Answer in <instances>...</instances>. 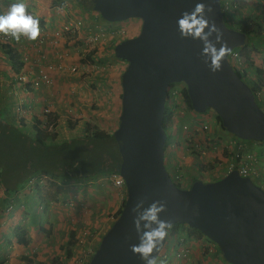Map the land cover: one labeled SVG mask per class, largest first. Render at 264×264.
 Segmentation results:
<instances>
[{"label": "water", "instance_id": "obj_1", "mask_svg": "<svg viewBox=\"0 0 264 264\" xmlns=\"http://www.w3.org/2000/svg\"><path fill=\"white\" fill-rule=\"evenodd\" d=\"M91 1L104 20L138 18L141 26L136 35L113 49L115 57L127 63L120 77L119 122L113 131L125 200L87 264H143L129 250L138 243L131 209L139 199L145 200L144 207L156 200L166 202L160 219L171 226L181 223L198 229L218 246L228 263L264 264V189L237 170L215 181L197 179L189 188H180L164 163L167 133L162 121L167 90L175 82L185 83L194 111L211 108L229 133L264 141V111L252 89L228 56L222 70L211 73L200 57L201 42L182 39L176 20L203 2L211 5L213 11L206 15L223 31L231 50L245 44V33L226 25L221 0ZM165 240L153 256H158Z\"/></svg>", "mask_w": 264, "mask_h": 264}, {"label": "rangeland", "instance_id": "obj_2", "mask_svg": "<svg viewBox=\"0 0 264 264\" xmlns=\"http://www.w3.org/2000/svg\"><path fill=\"white\" fill-rule=\"evenodd\" d=\"M21 1L24 2L25 0H13L14 3ZM246 1L247 5L244 6L243 4V8H239L241 3L240 0H237V3L235 2V5H237L239 8L238 11L240 13L242 11H250L259 17L260 7H263L264 5L256 4V2L259 0ZM24 3L28 4L27 8L30 7V1ZM75 12L77 11L75 10ZM81 12V14L77 12L76 15L84 17L87 26H89V23H95L99 24L105 31L116 28L118 30L124 29L126 33L120 36L112 35L111 40H108L105 44H100L95 48L94 51L97 52H95L94 59L98 64H100V66L103 67V69L90 72L91 75L88 74L87 81L84 79L86 77L82 76L85 83L80 89L82 90L79 93L80 97L77 98V95L74 101L69 97H65L63 101L62 99L59 100L65 105L63 108L64 111H62L63 115L57 116V118L60 117L59 122L62 123V125H58V127L53 126L52 129L49 130L51 133L57 134L55 137L59 141L63 139L68 140L69 138L76 137L79 135V133H82L78 130H75L74 128L72 129L68 127L67 120L70 121L72 127L79 124V129H82V131L85 121L101 129H107L108 131H112V129L118 125L116 124L118 112L110 113L112 102L111 97H108L107 95V93L110 94L108 81L112 67L116 66L118 69V74H121L126 67V62L122 61L121 59L114 58L111 56V52L112 49H114L115 44L119 42L122 37L127 38L136 35L139 32L141 26V20L138 18H129L122 21L109 22L104 20L100 15L98 17L95 11L93 12L91 9L87 10L86 12ZM225 16L226 21L230 25H233V23L230 22V19L235 21L240 15L238 12H236L233 6H231L225 11ZM38 19L40 30L42 28L44 29V26L40 25L42 24L40 22L42 18ZM58 25L60 24L58 23L57 26ZM249 41H251V39H249ZM259 47L260 46H258V48ZM250 51L251 46L242 49L241 52L244 68H246L248 71L246 74L247 77L245 78V81L248 83H251L252 81V70L250 68L248 69L249 63L251 62L250 57H248ZM258 53H256L257 56H261L260 54L258 55ZM2 60L4 59L0 53V61ZM75 76L77 77L78 75ZM14 83L16 86V93H22V86L16 81H14ZM6 89H8V86L5 87V90ZM120 89L121 87L119 84V91H121ZM71 96L75 95L71 94ZM11 98H13V96ZM21 98L22 102H17H21L23 105H25L26 96L23 95ZM15 100H18V98L15 97ZM192 116L197 117V119L200 118V120H208L212 128L214 125L219 123L216 118V113L212 109L208 108L205 112L198 113L188 108L187 114L183 119H179L176 123H173L172 126H169V129L167 128L168 131H172L173 138L174 133L177 130V126L180 127L184 122L189 121ZM112 118L115 120L113 121L114 123L112 122ZM28 130H30V128H28ZM222 143V141L220 143L218 142L219 145ZM216 144L212 147L216 146ZM177 145L178 157H180L182 162L180 169L183 180L185 179L181 183L182 188L189 187L191 180L195 177L204 181H211L217 177L221 178L224 176L221 174V172H223L222 168L224 167L222 166L221 168V166L216 161L222 159L224 165H226L230 158L225 151L223 152V149L219 145L212 150V148H210L206 143L202 144L205 151L208 152L209 159H211L201 165L199 170H203L202 172L198 171V169L194 170L191 168L195 162L200 160L196 158V154H198V152L193 148L194 144L190 142L185 134L183 135V133H181V135H179ZM253 149L256 150V156L258 159L259 155H262V158L264 159V143L254 146ZM259 151L261 153H258ZM175 155L177 157V153ZM174 161H176L175 157H172L171 162ZM167 162L169 163V160H167ZM184 162L185 164H183ZM193 168L196 167L194 166ZM167 169L170 170L169 167H167ZM189 169H192V174H190ZM79 182L80 181L78 180L75 181L69 178H66L61 182H55L52 180V178L48 177L43 179L42 183H36L42 187L40 198L44 199L43 203L46 205V208L43 210V212L39 213V216L37 217V223L33 222V224H31L32 221H34V219H31V216L24 217L23 221H20L19 214L21 212L24 213V211L21 209L18 210L20 212L19 214H16L17 210L14 211L13 214H5L0 211V264H28L27 260H24L23 256L29 259V264H77V262H75L76 259L83 255L84 250L87 249V247H96L101 235L106 232L113 222V219L110 217L112 211L116 207H120L122 205L125 195L121 193L117 202H109L105 200L104 197L101 196L99 190L102 185H107V182H109L113 186L112 187L109 185V187L117 191V187L114 186L105 175L96 177L93 179V181L89 180V182H81L82 184ZM97 185H99V187H97ZM58 187H60V189H58ZM35 198L40 200L36 193ZM32 207L33 205L27 207L26 211L32 210ZM115 212L116 211H114V214ZM17 225L27 231V243L18 244L14 240L12 229ZM39 225L47 229L49 233L44 234L40 230ZM72 231L74 234L73 238L75 239L74 243L72 244L74 252H72L71 257L68 258L65 256L66 242L68 241L70 232ZM84 231L87 232V237H85ZM167 244L168 247H170L167 254L169 258L172 254V247L174 245L173 240L170 239L169 235ZM208 249L209 248L201 247V250H203L202 252L200 251L201 254L198 253L197 256L194 257L192 256L191 251L189 252L187 250L185 251L184 257H177L174 255L173 259H170L171 261L169 264H210L205 261L204 254ZM166 251L167 246L164 248L163 252ZM200 257L203 258L202 261Z\"/></svg>", "mask_w": 264, "mask_h": 264}, {"label": "trees", "instance_id": "obj_3", "mask_svg": "<svg viewBox=\"0 0 264 264\" xmlns=\"http://www.w3.org/2000/svg\"><path fill=\"white\" fill-rule=\"evenodd\" d=\"M77 2L88 9L92 8L91 0H72ZM235 4L237 0H232ZM239 8H243L247 5L246 0H240ZM221 6L223 9V0H221ZM236 12L239 13V18L235 20L233 25H230L225 19V11L223 17L226 25L231 28H235L246 35V42L243 46L237 47L234 50L242 52V49L251 46V51L248 54L251 62L249 67L252 70V90L264 88V55L257 56L260 47L264 44V6L259 10V17L252 12H239L238 6L235 7ZM263 32V33H262ZM251 39V41H249ZM258 46H260L258 48ZM0 50H2L12 63V68L16 70L20 67L18 54L11 53V47L8 43L0 40ZM254 54V55H253ZM111 56L114 58L113 49ZM256 56V57H255ZM117 59V58H116ZM230 60V59H229ZM234 65L237 74L244 79L247 77V70L243 69L241 74L236 67L235 62L230 60ZM11 68V70H12ZM120 80V77H119ZM264 97V94H263ZM263 97L257 99L258 105L264 110ZM119 100H121V92L119 94ZM186 105L192 109L187 91H185ZM9 109L4 110V107L0 109V186L6 191H15L22 187V185L29 178L37 174L47 175L55 182H61L66 178L78 180L81 182L93 181L94 178L107 175L111 172H118L120 165V154L117 147V142L112 132H107L95 125L88 123L83 124L84 134L82 136L77 135L71 137L68 140H57L56 133L47 131L50 124H53L56 120L55 115H49L46 126L42 127L41 122L35 118L31 124L30 130H26V122L24 119H18V115L13 113L12 106L9 105ZM170 109L165 106L164 117L162 121L163 128L167 130L170 125ZM216 118L221 122L220 117L216 114ZM119 122L117 117V123ZM68 127L71 126L69 120H67ZM57 125V124H56ZM75 125V124H73ZM52 126V125H51ZM58 127V125H57ZM261 142V141H257ZM167 146L165 142L164 148ZM176 164L182 166L180 157L177 158ZM185 164V162L183 163ZM219 177L212 179L218 180ZM197 179H192L194 182ZM255 182V181H254ZM107 185L100 187V194L105 200L111 202L114 200L117 191L110 186L111 183L107 182ZM176 185L180 187V183L176 182ZM99 187V185H97ZM113 187V186H112ZM60 189V187H58ZM83 189V188H82ZM38 198L41 197L39 186H36ZM43 198L40 201L43 202ZM18 202V200L16 199ZM101 201V199H100ZM124 202V201H123ZM122 202V205H123ZM18 204H23L22 201ZM122 205L117 209L114 219L119 215ZM46 205H43L45 209ZM38 222V218L35 220ZM185 224L175 223L168 229L169 233L173 230L184 228ZM40 226V225H39ZM44 234H48V230L44 227H39ZM189 235H202V233L195 228L189 227ZM13 238L18 244L27 243V231L20 227L15 226L12 229ZM102 236V235H101ZM73 231L70 232L69 239L66 242L65 256L70 258L72 254V244L74 243ZM219 251V250H218ZM221 255V252L219 251ZM222 256V255H221ZM29 264L30 261L27 257H24Z\"/></svg>", "mask_w": 264, "mask_h": 264}, {"label": "clouds", "instance_id": "obj_4", "mask_svg": "<svg viewBox=\"0 0 264 264\" xmlns=\"http://www.w3.org/2000/svg\"><path fill=\"white\" fill-rule=\"evenodd\" d=\"M92 11L94 12L93 9H92ZM212 11H213V9H212L210 4L206 5L203 2H197L190 11H184L181 13L180 17L176 20V30L182 39L191 38L194 41L198 40L201 42L202 48L200 51V57H201L203 63L205 64V66L208 68V70L211 73L215 74V73L220 72L222 70L223 61H224L226 56L231 54L232 50H231V48L228 47L227 42L223 39V36H224L223 31H221V29L219 27H217V25L215 24V21H210L208 16L206 15L207 13H211ZM222 12H224L223 9H222ZM95 13L99 17L100 14L96 11H95ZM225 19H226V16H225ZM109 25H111V24H109ZM41 31H43V30L41 29ZM125 33H126V31L124 30L123 34H125ZM0 35H2L4 37H9L12 40L16 41L17 43L20 42L21 38H24L27 41H36L38 39V37L40 36L39 19L37 17H34L33 15L28 14L26 3H24V2L13 3L12 5H10L8 11L5 14L0 15ZM127 38H129V37H127ZM123 39H126V37L125 38L122 37L121 40H123ZM121 40H119V41H121ZM80 43L81 42H77L78 45ZM217 44L220 45L218 48L216 46ZM10 47H11V53H13V54L17 53L18 54V52H16L18 50V48H15L12 45H10ZM95 52H97V51H91V52H88L85 54H83V52H79L80 58H78V63H77L78 68H79V72L75 73V75H82V74H80V72H84V73H86V76L88 77V74L91 75L90 72H95V71H98L99 69L100 70L103 69V67L100 66V64H98L96 62V60L94 59ZM1 53H3V51ZM228 59H229V57H228ZM87 60H91L92 62L96 63V65H97L96 69L91 70V67H86L85 62ZM230 63H231V61H230ZM231 65L233 66V68L235 70L234 65L232 63H231ZM11 68H12V65H10V67L8 69H9L10 76L13 78H14V75L19 70H23L22 65H20V67L17 68L16 70H14L13 68L11 70ZM243 69H246V68H244V63H243L242 70ZM239 72L241 74L243 73V71H239ZM251 77H253L252 74H251ZM245 78H246V76L244 77V79H242V78L241 79L243 81H245ZM246 83L250 88L252 87V82L251 83L246 82ZM120 85H121V81H120ZM257 91L261 92L260 96L256 95ZM253 93H254V96L257 97V99L260 97H263L264 88L263 89H255L253 91ZM15 106L16 105H14V113L16 115H18V119H22V115L24 113L19 114L18 112H16ZM165 106H167V104H165ZM24 109H25V107H24ZM209 109H211V108H209ZM191 110L194 111L193 109H191ZM24 112H25V110H24ZM49 115H51V112ZM185 116L179 117L178 120L183 119ZM192 117H194V116H192ZM38 120L41 122L42 127L46 126L47 122L43 123V121L41 120V117ZM118 120H119V117H118ZM205 121L208 122V120H205ZM27 122H28V124H27ZM27 122H26V124H27L26 127H24L26 130H28V128H30L31 124H32V123H30L31 122L30 120ZM170 122H171V116H170ZM54 123H55V120H54L53 124L49 125L47 131L52 129V127L54 126ZM208 124H209V122H208ZM172 125L170 123L169 126H172ZM217 128L219 130L223 131V132H221L223 134L226 133L230 136H235V135L229 133L223 127L221 122H219L217 125H214L213 128H211V129H213L214 133H216L217 130H215V129H217ZM168 129H169V127H168ZM165 131L167 133V139H166L167 146L164 148V151H165L164 156H165V159L167 158V160H169V164H165L166 169H167L168 166L172 167L173 165L174 166L178 165V164H176V161L171 162V158L174 157L173 154L175 155L177 153V155H178L177 142L179 139V135H181L182 132L180 130H178V126H177V131L174 133V138H173V135L172 134L170 135L168 130H165ZM112 133H113V131H112ZM83 134H84V131H82V133L79 136H82ZM248 141H253V140H248ZM173 142H176V148H171L170 144ZM253 142L261 143L264 141H261V142L253 141ZM177 158H178V156H177ZM201 165H203V163L201 164L198 161V162H195V164H193L192 167L195 166L196 168H193L194 170L198 169V171L202 172L203 170H199V168H201ZM261 169L264 170V167ZM233 170H237V169H233ZM167 171H168V173L170 172V170H168V169H167ZM247 177H249V176H247ZM249 178H251V177H249ZM197 179L201 180L200 178H197ZM251 179L253 180V182L255 181L254 182L255 184L259 185L260 187H262L264 189V186L259 182L258 179H255V178H251ZM211 181H213V180H211ZM192 182L193 181L191 180L190 185L192 184ZM174 183L176 184V182H174ZM25 185H26V181L22 186H25ZM36 186H37V184H35L33 189H29L26 186L25 187L28 189V191L35 192ZM189 187H187V188H189ZM120 188H122L124 190V193H125V186L120 187ZM180 188H182L181 183H180ZM0 189L5 191V192H12V191H6L2 186H0ZM18 189H16L15 191H17ZM39 189H41V191H42V187L39 186ZM15 191H13V192H15ZM37 196H38V194H37ZM8 197L9 196H7L5 194L4 199L7 198V200H2V201L0 200V208H1V205L3 204L1 212L5 213V214H13L14 211L17 210V208H18V210L21 209L24 211V213H22V212L21 213L19 212L20 214L18 213L20 221H23L24 217L31 216L30 211L37 210L38 213H41L44 210V208H43L44 203L41 202L40 200H37L35 198V195L32 196L33 201H34V202H32V204H33L35 210L32 207V210H29V211H26L28 206H26L24 203L18 204V202L16 201L17 197H15V198H8ZM124 200H125V198H124ZM10 203H12L14 205V209H12L11 211H8V210H6V208ZM144 203H145L144 199H139L137 201V203L131 209V212L134 214L133 226H134L135 232L137 234L138 243L130 245L129 250L132 252L133 255L138 256L139 259L143 262V264H169V262L173 259L174 255L177 256V252L180 250V248L183 247L185 249V251L188 250L187 249L188 239L190 238V236H193V235L188 234L187 229L190 226L185 224L184 228L176 229V230H173L172 233H169L168 229L171 228V224L166 220L160 219V214L162 212L166 211V202L156 200V201H153L152 203H150L147 207L143 206ZM18 210H17V212H18ZM21 216H23L22 219H20ZM114 216H115V214H114ZM114 216H113V221L115 220ZM168 235L170 236V239L173 240V244H174L172 247V254L169 258L167 256V254L169 252V248H170V247H168V244H167ZM202 236H204L207 240L211 241L205 235L202 234ZM85 237H87V236H85ZM101 237H100V239H101ZM181 237H183V240H184L183 243H181L179 241V239ZM165 238H166V240H165ZM100 239L98 241V244L100 242ZM164 240H165V243H164L162 249L160 250L158 256L157 257L153 256L154 252L159 251V248H160V246ZM211 242L219 250L218 246L213 241H211ZM98 244L96 245L95 248L93 246L91 248L87 247V249H85L84 252L86 250H91V253L88 256H84V253H83V255L81 257H78L75 262H77V264H87L89 262L90 258L92 257V255L94 254L95 250L97 249ZM166 246H167V251L163 252V250ZM71 248H72V246H71ZM72 252H74L73 248H72ZM177 257H182V256H177ZM81 258H83V261L80 263L79 260ZM222 258H223V256H222ZM224 261H225V259H224ZM224 264H230V263L225 261Z\"/></svg>", "mask_w": 264, "mask_h": 264}, {"label": "built area", "instance_id": "obj_5", "mask_svg": "<svg viewBox=\"0 0 264 264\" xmlns=\"http://www.w3.org/2000/svg\"><path fill=\"white\" fill-rule=\"evenodd\" d=\"M231 6H233V8L236 6L232 0H223V11L228 10ZM230 22L234 23L235 21L230 19ZM123 33V29L118 30L116 28L105 31L99 24L95 23H89V26H87L85 23V18L80 15H76L69 16L61 25V27L56 30L55 33H53L52 36H54V40H52V42L53 44H56L58 38H66V44L81 42L79 44L80 47L78 46V50L79 52H83V54H85L94 51L98 45L105 44L108 40L112 39V35L120 36ZM46 35L47 34L44 31L40 30V36L36 41H27L26 39L21 38L19 43L9 37L0 35V40L2 42L8 43L15 48L19 47V45L23 44L24 42H27V46H32L34 48L33 50H36L40 54L36 62L37 67L33 71L29 72L25 70H19L14 75V80L22 87L25 85L26 87L38 89L42 86L50 85L52 83L50 72L59 70L63 66L61 65V61L54 62L47 59V53L42 48V43L49 38ZM65 54L66 53H64V55ZM59 57L62 56L59 55ZM228 57L230 60L235 62L237 69L242 71L243 57L241 53L237 50H232ZM85 65L86 67H91V70H94L97 67L96 63L92 62L91 60H87ZM68 67L71 73L79 72L77 64L68 65ZM185 91L186 85L184 82L171 83L168 87L166 104L171 111V125L176 123L179 117H183L187 113L188 107L185 102ZM256 95L260 96L261 92L257 91ZM15 110L19 114L24 113L25 109L23 103H16ZM50 110V106H44L42 108L41 120L43 123L47 122L51 112ZM211 128L212 127L207 121L197 119L194 116L189 121L184 122L180 127H178V130H180L183 135L185 134L190 142L194 144L193 148L198 152V154H196V158L200 160L199 162L201 164L211 160L209 159L208 152L205 151L202 144L206 143L213 150L219 145L218 142L220 143L222 141L223 143L219 146L223 149V152L225 151L229 155L230 160L226 165H224L222 159L216 161L221 166V168L222 166L224 167L222 168L223 172H221V174L225 175L231 170L237 169L241 176H249L251 178L258 179L259 182L264 186V170L259 168L257 165L258 158L256 156V150L253 149L254 146L260 143L230 136L226 133L223 134L218 128L215 129L217 132L214 133L213 129ZM169 133L171 135L172 131L169 130ZM215 144L216 146L212 147ZM170 145L171 148H176V142H173ZM170 171L174 182L182 183V181L185 180H183L180 165H173L170 168ZM106 176L117 188L124 187V180L118 172H111ZM46 178H48L47 175H34L26 181L25 186L29 189H33L34 183H42L43 179ZM12 209H14V205L10 203L6 210L11 211ZM22 217L23 216H21L20 219H22ZM84 235L87 236L86 231H84ZM179 241L183 243V237H181ZM90 253L91 250H86L84 252V256H88ZM177 256H185V249L183 247L177 252ZM83 258L79 260L80 263L83 261Z\"/></svg>", "mask_w": 264, "mask_h": 264}, {"label": "crops", "instance_id": "obj_6", "mask_svg": "<svg viewBox=\"0 0 264 264\" xmlns=\"http://www.w3.org/2000/svg\"><path fill=\"white\" fill-rule=\"evenodd\" d=\"M28 1H30L29 4L30 7L27 8L28 14L33 15L34 17L40 19L42 18L40 21L42 24L40 25L44 26V29L43 28L42 29L49 37L46 41L42 43V48L47 53V59L54 62L61 61V65L63 66L59 70L50 72V76L52 79V83L50 85L48 86L45 85L38 89H33L30 87H26L24 85V87H22L23 88L22 93L17 94L14 78L10 76L8 69L10 65H12V63L9 60V57H7L4 52L1 53L2 51L0 50L1 56L4 59L0 61V109H2L3 107L4 110L9 109L8 107L9 105H11L12 111L14 113V105H16L17 101L22 102L21 97L25 95L26 96V102L24 105L25 112L22 115V119H24V121L26 122L30 120L31 121L30 123H33L35 118L39 119L41 117L42 108L44 106H50L51 115L56 116L54 126L57 127V125H62V123L59 122L60 117L57 118V116L63 115L62 111H64L63 108L65 107V105L62 104L59 100L62 99L63 101L65 97H69L74 101L77 95H78L77 98H79L80 97L79 93L82 91L80 89L83 87L85 83L83 80L85 79V81H87V76L86 73L80 72V74L82 75H78L76 77L75 73H71L68 67V65H75L78 63V58H80V54L78 50L79 45L77 43L66 44L65 43L66 38L65 39L58 38L56 44H53L52 40H54V36L52 35L53 33H55L56 30H58L61 27V25L69 16H75L77 12L81 14L82 13L81 11L86 12L89 9L81 6L80 4L72 0H25L24 2H28ZM13 3H14L13 0H0V15L5 14L8 11L10 5H12ZM256 4L264 5V0H259L258 2H256ZM26 5L28 4L26 3ZM75 10L77 12H75ZM58 23L60 25L57 26ZM17 48L18 50L16 52H18V57L22 65V69L29 72L33 71L37 67L36 62L40 54L36 50H33L34 48L32 46H27V42H24L23 44L19 45V47ZM64 53L66 54L64 55ZM259 54L261 56L264 55V44L262 45V47H260L258 55ZM59 55L62 57H59ZM82 76L86 78L83 79ZM119 77H121V74H118L117 67L116 66L112 67V71L110 72V78L108 81L110 94L107 93V95L108 97L109 96L111 97V102H112L110 113L118 112L117 117H119L120 109H121V100H119V94L121 92L119 91V84H120ZM7 86L8 89L5 90V87ZM71 94L75 96H71ZM12 96L13 98H11ZM15 97H17L18 100H15ZM262 101H264V97ZM113 121L115 120H113L112 118V122ZM116 124H118L117 120H116ZM116 127L117 125L115 126V128L112 129V131H114ZM79 128L80 125L78 124L75 126L74 129L78 130L79 132H82V129ZM104 130L107 132H112V131H108L107 129ZM258 153L261 152L259 151ZM173 156L175 157V160H177L176 155L173 154ZM258 166L260 168L264 167V159L262 158V155H259ZM191 168L193 169L192 166ZM192 169H189L190 174H192L191 171ZM195 179L197 178L195 177ZM35 193L38 194L37 190H35V192H31L28 191V189L25 186L20 187L15 192L13 191L5 192L0 189V200L1 201L6 200L7 198L4 199V196L6 194L7 196H9L8 198L17 197L18 202L22 201L26 206L29 207L33 205L32 202L34 201L32 196L35 195ZM40 193H42L41 189H40ZM121 193L125 195L124 190L122 188H117V193L113 200L114 202H117ZM2 205L0 211L2 210ZM118 208L119 207H116L112 211L110 215L112 219H113L114 211H117ZM33 209L35 210L34 206ZM30 212L32 217L31 219H34V221H32L31 223L33 224V222H35V220L39 216V213L37 212V210ZM18 213L19 211L16 214ZM201 247L209 248L204 253L206 262L210 264L225 263L224 259L219 254L217 247L211 241L207 240L202 235L196 234V236H190V238L188 239L187 248L189 252L191 251L193 257L197 256L198 253L201 254V252L203 251L201 250ZM200 258L202 261L203 258L202 257Z\"/></svg>", "mask_w": 264, "mask_h": 264}, {"label": "bare ground", "instance_id": "obj_7", "mask_svg": "<svg viewBox=\"0 0 264 264\" xmlns=\"http://www.w3.org/2000/svg\"><path fill=\"white\" fill-rule=\"evenodd\" d=\"M165 160H166V159H165ZM165 160H164V163H165V164H169V163L167 162V160H166V161H165ZM168 167H169V169L171 168L170 166H168ZM169 175H170V177L172 178L171 171L169 172Z\"/></svg>", "mask_w": 264, "mask_h": 264}]
</instances>
